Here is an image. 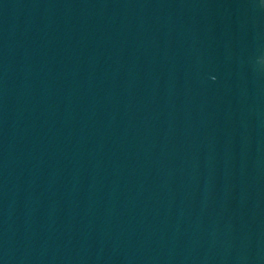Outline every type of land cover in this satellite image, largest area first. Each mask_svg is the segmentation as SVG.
I'll return each mask as SVG.
<instances>
[{
    "label": "water",
    "instance_id": "obj_1",
    "mask_svg": "<svg viewBox=\"0 0 264 264\" xmlns=\"http://www.w3.org/2000/svg\"><path fill=\"white\" fill-rule=\"evenodd\" d=\"M0 264H264V0H0Z\"/></svg>",
    "mask_w": 264,
    "mask_h": 264
}]
</instances>
